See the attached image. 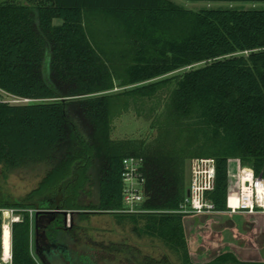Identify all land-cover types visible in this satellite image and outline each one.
I'll return each instance as SVG.
<instances>
[{"label":"trees","instance_id":"1","mask_svg":"<svg viewBox=\"0 0 264 264\" xmlns=\"http://www.w3.org/2000/svg\"><path fill=\"white\" fill-rule=\"evenodd\" d=\"M88 15L116 26L112 43L92 37ZM116 76L122 90H115ZM0 90L2 98L28 99L0 100V164L6 172L47 167L22 199L0 195V204L77 210L69 226L63 212H41L51 218L46 233L56 243L92 245L79 220L123 207V159L137 155L144 158L143 206L150 210L138 213L145 219L142 229L177 250L181 264H198L190 257L184 216L173 212L187 192V159H216L210 198L218 210L227 209L231 159L264 175L261 8L194 10L173 0H0ZM157 97L146 135L113 136L115 117L130 100ZM30 233L25 211L12 227L14 264H35ZM1 234L0 228V245ZM86 247L84 260L93 251ZM114 248L100 249L111 254ZM254 262L226 252L202 264Z\"/></svg>","mask_w":264,"mask_h":264},{"label":"rangeland","instance_id":"2","mask_svg":"<svg viewBox=\"0 0 264 264\" xmlns=\"http://www.w3.org/2000/svg\"><path fill=\"white\" fill-rule=\"evenodd\" d=\"M174 2L191 8L194 10H199L202 8L208 7H235L239 9H249V8H261L264 9V1H204V0H173ZM61 19H55V23H61ZM86 22L91 28L92 37L98 42H103V44L109 45L112 43L113 36L111 35L116 31V26L106 18L97 17L88 15ZM111 32V34H110ZM183 70L172 72L166 76H172L179 74ZM163 76V77H166ZM122 83V78L116 76L115 78V88L116 91L122 90L123 87H120ZM166 91L160 92V97L165 98ZM159 97L157 98H144L139 99L134 102L130 100L129 107L127 109L123 108L120 112L117 113L115 117V131L113 136L118 139L122 138H133L140 134L146 135L148 133L147 129L150 123V109L155 106ZM136 110L140 114H136ZM144 132V133H143ZM196 157V155L191 156L186 161V173H187V186L190 181V160L191 158ZM238 158L233 159L231 162V169L234 171L238 168ZM242 163V162H241ZM47 167L44 165L37 166L35 168H26L21 170H16L13 172H6L2 164H0V195L9 196L12 199H22L28 192L38 186L41 179L46 173ZM231 184L233 192L237 189V177L235 174L231 175ZM234 198V195H232ZM253 219L260 220L264 222V214L257 213L251 215ZM138 218V220L136 219ZM67 225H71L74 222V215L71 216L70 212L66 217ZM145 219H142V216L139 214H129L121 212L119 209H115L111 212H95L92 213L88 219L79 220L80 226L83 228L80 232L87 234L91 237L92 245H88L84 242L74 243V247L87 248L86 246L92 247L93 251H96L101 254L102 260L105 261V264H115L114 254L117 250H121L122 244L128 249L138 248L143 250V254L150 253L155 254L159 250L168 254L176 264H181L182 258L181 254L171 247L164 239L158 235L145 232L142 227L144 226ZM197 232V231H195ZM195 234H193L194 236ZM201 236V234L199 233ZM200 236H197L198 240L192 238L191 240L187 239V242L190 246V256L195 263L202 264V262H207L212 259L215 252L224 250L229 246H218L215 232H209V234L203 238L199 239ZM196 237V236H195ZM114 244L115 248L110 253H104L101 250V246ZM205 246V251L203 254L199 252L200 245ZM121 245V246H120ZM243 250L238 248L240 255H236L239 259H244L247 261L256 260V253L253 249L254 246L248 242L243 246ZM81 253L88 254L84 249L80 250ZM91 252V251H90ZM127 252L123 251L122 254ZM257 262V261H256ZM254 262V263H256ZM117 263V262H116ZM119 264V263H117ZM256 264H264V261L257 262Z\"/></svg>","mask_w":264,"mask_h":264},{"label":"built area","instance_id":"3","mask_svg":"<svg viewBox=\"0 0 264 264\" xmlns=\"http://www.w3.org/2000/svg\"><path fill=\"white\" fill-rule=\"evenodd\" d=\"M1 92V90H0ZM0 100L21 102L28 99H20L7 95ZM235 159V158H233ZM229 165V193L228 205L226 210L216 209L215 203L210 198L211 192L216 187L217 163L214 157L196 156L190 160V181L186 195L178 209L173 212L189 215H209L215 213H249L264 214V175L256 174L255 170L238 161V168L234 171ZM144 158L142 156L130 155L123 159L122 171V197L123 207L121 212L129 214H138L150 210L144 208L143 202L146 199L145 194V175L143 172ZM237 177V189L231 190V175ZM234 195V198H232ZM50 209L44 208H22L15 206H5L0 204V228L1 245H0V264H14L13 244H12V227L14 222L23 219V213L29 212L31 218L30 248L35 264H45L37 254L35 249V218L38 212L46 213ZM6 228L8 229V239H6Z\"/></svg>","mask_w":264,"mask_h":264},{"label":"flooded vegetation","instance_id":"4","mask_svg":"<svg viewBox=\"0 0 264 264\" xmlns=\"http://www.w3.org/2000/svg\"><path fill=\"white\" fill-rule=\"evenodd\" d=\"M202 216L204 215H189V216H184V220H187L188 222V228H185L186 230V237L188 240H191L192 238H195L198 240L197 236L199 239L205 238L209 232L208 231H213V230H218L220 228L222 229H227L228 232L226 234V237L230 239H235V237L238 236V234H245L247 236L248 240H250V245L252 244L255 246L260 254H262V257L264 258V228L262 226H258L254 221L251 220H246V219H240L239 217H230V218H225L224 221L221 223L215 222L219 218L223 219V216H215L214 214H209L210 218L206 219L205 221L202 220ZM217 217V218H216ZM237 230V232H236ZM197 231V232H195ZM193 234H195L193 236ZM196 236V237H195ZM248 240L245 239H238L243 245L246 244ZM67 247V252L64 253L65 258L67 259V262L69 264H105V261H103L101 258V254L96 251H91V256L88 257V260H84L83 256L86 254L81 253L80 250L85 248L82 247H74L71 245H65ZM189 252L190 251V246L188 244ZM87 250V248H86ZM205 246L202 244L199 246V253L203 254V252H208L205 251ZM90 251V250H88ZM132 251H135V255L132 253H126L125 255L122 254L123 250H117L114 254V259H115V264H176L175 261L171 259V257L166 254L165 252L159 250L158 252H155V254H150V253H145L143 254V250L138 249V248H132ZM226 252H233L229 247L224 248V250H220L218 252H215L213 255L212 259L220 255L221 253H226ZM191 257V256H190ZM90 259V260H89ZM192 259V258H191ZM210 259L209 261H211ZM207 261V262H209ZM264 261V259H263ZM117 262V263H116ZM261 262V261H257ZM206 263V262H202ZM114 264V263H113ZM230 264V263H227Z\"/></svg>","mask_w":264,"mask_h":264},{"label":"water","instance_id":"5","mask_svg":"<svg viewBox=\"0 0 264 264\" xmlns=\"http://www.w3.org/2000/svg\"><path fill=\"white\" fill-rule=\"evenodd\" d=\"M189 193V190H187ZM54 212H63L66 217L70 212V215L73 216L77 213V210H59L53 209L46 211V213H54ZM210 218L209 215L202 216V220ZM51 218L48 215H44L41 212L36 214L35 218V249L40 258L44 261L45 264H69L67 259L64 256V253L67 252V247L62 245L61 243H56L51 241L47 236L46 227ZM185 228H188L187 220H184Z\"/></svg>","mask_w":264,"mask_h":264},{"label":"crops","instance_id":"6","mask_svg":"<svg viewBox=\"0 0 264 264\" xmlns=\"http://www.w3.org/2000/svg\"><path fill=\"white\" fill-rule=\"evenodd\" d=\"M231 190H233V188H231ZM215 216H223V219H218L217 221V224L218 223H221L222 221H224L225 218H230V217H239L240 219H246V220H251V221H254L258 226H262L264 228V222L260 221V220H255L253 219V217L251 215L253 214H249V213H244V212H239V213H234V214H229V213H215L214 214ZM185 216V215H183ZM186 217V216H185ZM217 218V217H216ZM185 226V225H184ZM208 232H215L216 234V239H217V245L218 246H224V245H227L229 246V248L234 251V253L238 256L240 255L239 252H238V248H241L243 250V245L240 241H238V239L242 238V239H245V240H248L247 236H245V234H238L237 237H235V239H230L228 237H226V234L228 232L227 229H218V230H213V231H208ZM237 232V230H236ZM250 242V240H248L246 243ZM255 249H253L255 251V255H256V260H253V261H263V257H262V254H260V252L258 251V249L254 246ZM244 251V250H243ZM239 257V256H238ZM240 260H244V259H240Z\"/></svg>","mask_w":264,"mask_h":264},{"label":"bare ground","instance_id":"7","mask_svg":"<svg viewBox=\"0 0 264 264\" xmlns=\"http://www.w3.org/2000/svg\"><path fill=\"white\" fill-rule=\"evenodd\" d=\"M6 239H8V229L6 228Z\"/></svg>","mask_w":264,"mask_h":264}]
</instances>
